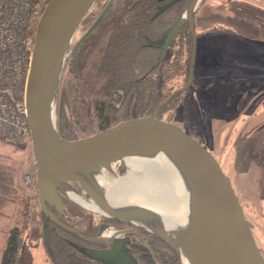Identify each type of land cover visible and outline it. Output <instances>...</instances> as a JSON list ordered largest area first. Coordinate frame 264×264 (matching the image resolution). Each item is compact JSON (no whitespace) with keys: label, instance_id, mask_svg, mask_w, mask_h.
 I'll return each mask as SVG.
<instances>
[{"label":"water","instance_id":"95a60500","mask_svg":"<svg viewBox=\"0 0 264 264\" xmlns=\"http://www.w3.org/2000/svg\"><path fill=\"white\" fill-rule=\"evenodd\" d=\"M95 1L47 0L36 22L25 100L34 158L27 173L36 177L41 208L55 223L77 230L57 215V212H66L60 183L76 180L90 200L107 216L124 219L120 214H126L150 221L147 227L124 219L152 231L167 241L176 249L184 264L178 246L161 232L156 220L146 208L136 204H123L115 208V211L112 210L99 197L90 179L82 174L74 175L71 170V166L75 165L90 170L96 177L97 174L93 170L97 164L111 163L119 155L153 152L154 149H173L188 167L196 191V236L195 241L189 242L190 245L187 246L188 251L192 253L194 264H264V255L244 206L218 156L200 137L182 124L158 115L163 104L168 103L176 94L187 90L194 81L197 46L194 13L200 0L190 1L186 11L165 39L161 54H164L185 22H188L193 47L189 78L185 85L174 89L149 114L121 119L75 139H68L59 133L55 119V98L64 56L75 29ZM113 1L110 0L87 31L101 19ZM174 1L176 0L165 3L160 11ZM250 57L261 61L257 55ZM262 127L264 125L260 126ZM102 228L105 229L104 226ZM174 238L180 245H185L182 240L184 235L175 234ZM116 253L111 250L90 251L94 257L110 263L126 264L136 261L130 252Z\"/></svg>","mask_w":264,"mask_h":264},{"label":"rangeland","instance_id":"374dc122","mask_svg":"<svg viewBox=\"0 0 264 264\" xmlns=\"http://www.w3.org/2000/svg\"><path fill=\"white\" fill-rule=\"evenodd\" d=\"M101 7L100 0L93 4L75 29L68 49L85 33ZM196 14L197 32L200 33L197 34L194 76L202 77L190 88L187 112L179 114L178 119L187 123L192 133L201 132V139L218 156L240 197L264 255V127L260 128L264 125V67L256 66L244 55L250 52L264 54V46L253 42L254 38L264 39V0H203ZM213 26H223L227 30H206ZM138 156L140 161H149L153 152ZM33 160L31 146L20 147L0 138V188L21 186L18 195H9L23 201L25 217L24 224L20 222V225L26 235L37 221V212L41 208L37 189L29 188L23 180L24 172ZM93 171L110 181L131 173L139 179L137 185L145 188L144 173L132 170L121 161L97 164ZM60 193L66 202L65 208L71 204L79 213L83 211L82 215L72 218L80 219L77 221L82 228L91 220L99 222L107 216L71 197V193H76L86 204L92 202L76 180L61 182ZM33 207L34 211L29 212ZM26 246L23 259L34 258L35 264H52L42 241L36 246L28 241Z\"/></svg>","mask_w":264,"mask_h":264},{"label":"trees","instance_id":"16d2710c","mask_svg":"<svg viewBox=\"0 0 264 264\" xmlns=\"http://www.w3.org/2000/svg\"><path fill=\"white\" fill-rule=\"evenodd\" d=\"M167 1L114 0L101 19L68 49L55 98L56 126L62 136L75 139L121 119L149 114L174 89L186 84L192 55L188 22L161 54L165 39L190 0H176L160 11ZM109 2L100 0L103 8ZM35 28L36 25L32 34ZM201 77L195 75L192 85L163 104L158 115L192 131L178 116L187 112V94ZM194 133L201 138V132ZM74 207L66 205V212L57 215L62 221L64 217L82 215L83 211L79 213ZM36 220L29 235L41 239L54 264H89L88 260L94 258L75 234L76 230L55 223L42 208ZM162 244L169 253L164 251L162 257L155 255L156 261L159 262V256V264H182L176 249L164 239ZM142 262L157 263L149 253Z\"/></svg>","mask_w":264,"mask_h":264},{"label":"bare ground","instance_id":"6f19581e","mask_svg":"<svg viewBox=\"0 0 264 264\" xmlns=\"http://www.w3.org/2000/svg\"><path fill=\"white\" fill-rule=\"evenodd\" d=\"M138 155V152H130L113 160L127 164L132 170L142 171L145 179L144 189L137 185L136 181L139 179L132 177L131 173L110 181L99 175L95 177L90 170L75 165L71 166V170L74 175L82 174L90 179L99 197L112 210L115 211V208L123 204H136L146 208L156 220L161 232L178 246L184 264H194L192 253L188 251L187 246L195 241L198 209L196 191L188 167L173 149H154L149 161L138 160ZM70 195L75 201L100 211L93 202L86 204L80 195ZM120 215L124 219L149 227L150 221L146 219ZM175 234L184 235L182 240L185 245L177 243Z\"/></svg>","mask_w":264,"mask_h":264},{"label":"built area","instance_id":"2783aa9c","mask_svg":"<svg viewBox=\"0 0 264 264\" xmlns=\"http://www.w3.org/2000/svg\"><path fill=\"white\" fill-rule=\"evenodd\" d=\"M44 0H0V138L31 146L25 88L34 34ZM24 182L37 189L35 176ZM34 211V207L29 212Z\"/></svg>","mask_w":264,"mask_h":264},{"label":"flooded vegetation","instance_id":"af4514ba","mask_svg":"<svg viewBox=\"0 0 264 264\" xmlns=\"http://www.w3.org/2000/svg\"><path fill=\"white\" fill-rule=\"evenodd\" d=\"M202 2H203V0H200L197 8L199 6L201 7ZM101 8H102V10L104 9L103 6ZM102 10H100V12ZM196 11H197V9H196ZM196 11L194 13V21H195L196 34H198L200 32L199 31L197 32V14H196ZM189 28H190V25H189ZM208 29H213L215 31H217L218 29L227 30V28H225L223 26H213L211 28H207L206 30H208ZM87 30H88V28H87ZM87 30L85 31V33L87 32ZM191 34H192V32H191ZM253 42L255 44H260V45L264 46V39L263 38H256V39L254 38ZM192 47H193V38H192ZM244 55L248 60L254 62V64H256V66H258V65L262 66L260 68L263 69V67H264V54L261 55V54H256L254 52H250V53H245ZM250 55H257L261 59V61L255 60L254 58L250 57ZM62 219H64V221L68 222L69 225L74 226V228L76 227L77 232L75 234H77L79 236L78 238H80V241H82L87 247H89L87 249L89 251V253L92 250H111L112 252L115 251V253L116 252L119 253V251H127V252L132 253V255H134V257L136 258V261L135 262H128L126 264H143L142 259L147 253L150 254L151 258L156 263L157 259H156L155 255L159 254V256L162 257L161 255H162V253H164V251H167L169 253V251L166 248H164V246L162 244V238L160 236L153 233L152 231L145 229L144 227H142L140 225L134 224L130 221H127V220H124V219H121L118 217L104 216L101 218V220L99 222H95L94 220H91L87 223L88 225H85V228H82L81 226H79L80 222H78L77 220H80V219L74 220L72 218L69 219L67 217L66 218L64 217ZM102 226H104L105 229H103ZM111 227H113V228H111ZM108 231H111V233H109ZM118 253H116V254H118ZM153 255L155 256V258ZM159 256H157V257L159 258L158 260L160 262ZM88 261H89V264H90V262H91V264H115V263L103 261L97 257H94L93 259H90ZM159 262H157L156 264H159Z\"/></svg>","mask_w":264,"mask_h":264},{"label":"crops","instance_id":"0c3cea01","mask_svg":"<svg viewBox=\"0 0 264 264\" xmlns=\"http://www.w3.org/2000/svg\"><path fill=\"white\" fill-rule=\"evenodd\" d=\"M20 188L21 186L6 189L0 188V264H22L28 241L33 246L39 245L41 242L40 239H35L32 235H29L30 231L26 235L21 229L23 228L21 225L24 224L22 221L25 217L23 201L19 197L16 198L9 195L10 193L18 195ZM20 222L22 223L21 225ZM28 253L31 257V250ZM33 259H23L24 264L27 261H30V264H35ZM50 261L52 262L51 259ZM52 264L54 263L52 262Z\"/></svg>","mask_w":264,"mask_h":264}]
</instances>
